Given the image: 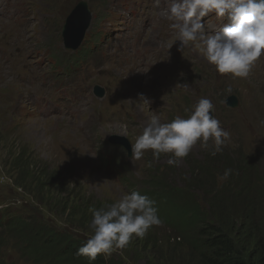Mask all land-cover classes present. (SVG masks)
Here are the masks:
<instances>
[{"label":"rangeland","instance_id":"obj_1","mask_svg":"<svg viewBox=\"0 0 264 264\" xmlns=\"http://www.w3.org/2000/svg\"><path fill=\"white\" fill-rule=\"evenodd\" d=\"M79 1L35 0V8L44 15H40L39 22L26 21L24 27L18 23L21 19L26 20L32 1L24 12L13 9L14 15L3 16L12 21L9 26L0 16V77H4L0 79V206L10 204L14 206L15 213L31 211L50 216V210L57 211L61 201H66L70 206V202L80 194L85 201L104 199L113 203L124 193L132 192L131 183L122 179V173L116 166L101 165L98 147L109 134L113 138L125 137L130 145L135 143L136 136L152 115L147 104L134 102L138 100V94H144L150 100L151 110L160 117L161 122L177 115L187 118L185 109H191L202 97L210 98L216 118L218 116L221 125L230 132V139L223 151L215 156L210 155V149L202 148L198 142L178 166L168 164L171 154H161L156 160L151 150L146 151L139 160L129 159V174L131 180L137 183V188L148 187L146 181L150 176L161 173L172 182L191 180L194 184L200 183L204 181L201 170L207 171V161H218L215 170H222L230 168V161L235 159L244 162L246 167H253V174L262 178L259 184L264 189V55L246 79H233L231 74H219L205 60L196 43L190 42L183 51L179 50V41L171 30V36L162 46L164 51L141 42L137 48L124 44V49L118 54L122 60L119 67L99 58L88 57L81 51L82 58H78L76 71L68 74L53 71L50 65L56 61V57H51L53 53L47 51L46 47L64 56L71 53L62 46L61 28L69 13L80 5ZM86 1L92 18L89 28L93 29L97 13L109 0ZM1 4L5 2L1 1ZM8 10V7L4 8L5 12ZM100 19L97 16V22L100 23ZM125 21L124 15H104L101 25ZM85 43L84 36L79 47ZM187 50L191 55L186 54ZM111 52L116 51L112 49ZM183 54L185 59L182 58ZM162 56L169 57L170 63L162 62ZM22 62H27L31 70ZM69 62L65 58L64 63ZM32 63L36 65L31 66ZM4 69L8 72L6 76ZM96 83L106 88L103 101H95L91 93ZM231 94L238 99L235 108H228L224 103ZM78 101H83V105L76 111L74 107ZM123 103L137 116L136 125L117 114L118 107ZM24 112H28L25 117ZM19 151L32 155L55 172L54 178L58 184L55 194L45 189L35 194L38 200L29 193L28 188L35 192V182L30 183L23 167L17 169L15 165L13 168V160ZM40 164H34L36 169L41 168ZM21 180L28 186H24L27 190L19 185ZM194 195L205 208L206 202L202 196L206 200V195L197 190ZM45 200L51 204L50 208H47ZM99 203L105 205V202ZM260 209L264 211L263 203ZM67 213L68 209H65L63 215ZM71 214L74 215L73 211ZM45 221L51 224L56 221L55 226L66 227L61 219L46 217ZM170 233L169 227L162 223L150 228L145 238L151 241ZM141 243L137 238L122 249L132 256V261L128 260L130 256L122 258L133 264L196 263L194 253L184 243L178 245L170 239L156 243L159 246L153 248L149 244L143 251ZM4 248L6 250L2 252V257L15 261L16 251L7 246ZM122 251L118 249L113 254L122 255ZM13 263L17 264V261Z\"/></svg>","mask_w":264,"mask_h":264},{"label":"trees","instance_id":"obj_2","mask_svg":"<svg viewBox=\"0 0 264 264\" xmlns=\"http://www.w3.org/2000/svg\"><path fill=\"white\" fill-rule=\"evenodd\" d=\"M25 153L19 151L16 154L13 168L15 165L17 169L23 167L30 183L35 182L36 190H30L22 180L19 185L23 189L26 186L35 198V194L42 193L45 189H50L55 194L58 185L54 178L55 172ZM35 163H41V168L36 169ZM206 163L207 171H200L204 174V181L196 183L197 185L191 180L172 182L167 175L161 173L159 176H150L146 181L148 187L143 186L138 191L156 202L159 218L171 230L170 234L151 241H147V237L140 238L141 251L150 245L153 248L159 246L156 243L172 239L178 245L184 243L189 247V251L195 255V264H264V211L260 209L262 203L264 206V189L259 184L262 183V178L255 177L253 167H246L244 162L234 159L230 161L233 173L227 180L221 181L218 177L223 175L225 168L215 170L218 161ZM195 190L206 195V200L202 196L206 202L205 208L194 195ZM83 197L82 194L76 196L70 206L66 201H61L57 211L50 210L52 217L31 211L15 213L12 210L10 212L13 213L7 211L2 216L1 211L0 261L4 260L1 257L4 247L12 242L13 248L18 247L21 256L29 264H133L122 258L130 256L122 249L119 251H122L123 256L112 253L106 258L100 254L95 261L76 256L77 249L92 234L89 228L92 219L89 209L100 208V201L111 203L109 200L95 198L94 202L85 201ZM45 204L47 208L51 207L47 200ZM65 209H68V213L64 216ZM72 211L74 215L71 214ZM46 217L61 219L66 227L55 226L56 221L51 224L45 221ZM135 239L137 237L134 236L132 240ZM129 259L132 261V256Z\"/></svg>","mask_w":264,"mask_h":264},{"label":"clouds","instance_id":"obj_3","mask_svg":"<svg viewBox=\"0 0 264 264\" xmlns=\"http://www.w3.org/2000/svg\"><path fill=\"white\" fill-rule=\"evenodd\" d=\"M210 13L226 17L227 22L208 31L202 18ZM159 14L170 22L179 50L183 51L190 42L196 43L219 74L246 79L264 55V0H166V7ZM134 102L148 104L150 100L138 94ZM185 112L187 118L177 115L171 122H161L158 115H151L131 144L130 158L139 160L151 150L156 160L161 154H171L168 164L178 166L198 142L202 148L210 149L212 156L222 152L230 132L216 118L212 100L202 97ZM232 173L233 169L226 168L218 179L227 180ZM139 192L124 193L113 203L89 209L92 234L77 249L76 256L89 261H95L100 254L107 258L127 247L134 236L143 239L150 228L163 223L156 202Z\"/></svg>","mask_w":264,"mask_h":264},{"label":"water","instance_id":"obj_4","mask_svg":"<svg viewBox=\"0 0 264 264\" xmlns=\"http://www.w3.org/2000/svg\"><path fill=\"white\" fill-rule=\"evenodd\" d=\"M78 4L80 5L76 6L67 16L62 28L64 44L68 49H74L78 46L90 22V14L86 3L81 1ZM226 103L236 106L237 99L234 95H231L227 97ZM119 140L126 146H129L123 137L114 139L116 142H119Z\"/></svg>","mask_w":264,"mask_h":264},{"label":"bare ground","instance_id":"obj_5","mask_svg":"<svg viewBox=\"0 0 264 264\" xmlns=\"http://www.w3.org/2000/svg\"><path fill=\"white\" fill-rule=\"evenodd\" d=\"M1 16V15H0ZM125 68V67H124ZM118 69V68H117ZM122 70V69H121ZM121 98V97H120Z\"/></svg>","mask_w":264,"mask_h":264}]
</instances>
